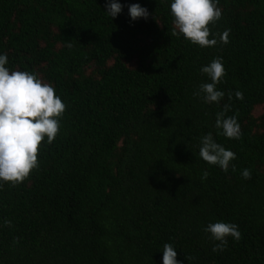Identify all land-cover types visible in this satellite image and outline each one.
Wrapping results in <instances>:
<instances>
[{"label":"trees","instance_id":"trees-1","mask_svg":"<svg viewBox=\"0 0 264 264\" xmlns=\"http://www.w3.org/2000/svg\"><path fill=\"white\" fill-rule=\"evenodd\" d=\"M119 2L110 18L106 0H0L8 67L66 104L39 167L0 188V264H162L165 243L180 264H264V0H219L209 38L229 42L203 48L174 34L171 0ZM136 3L147 19L130 18ZM217 57L225 96L209 104L195 93ZM220 112L239 139L219 134ZM208 133L236 154L227 172L199 156ZM216 221L241 236L213 252Z\"/></svg>","mask_w":264,"mask_h":264},{"label":"clouds","instance_id":"clouds-1","mask_svg":"<svg viewBox=\"0 0 264 264\" xmlns=\"http://www.w3.org/2000/svg\"><path fill=\"white\" fill-rule=\"evenodd\" d=\"M219 0H171L170 10L173 16L174 34L199 47H213L217 43L227 44L229 30L219 37L209 38V25L218 21L222 11L218 7ZM122 11L119 0H106L105 13L116 18ZM130 18L147 19L148 10L140 4H132L128 8ZM210 82L200 85L195 95L202 96L205 103H219L225 96L217 85L222 83L226 75L222 58H214L200 70ZM236 99L242 100L243 93L235 92ZM227 110V105H225ZM66 111V104L56 94L55 88L44 82L37 73L11 70L8 67V56L0 53V188L4 184L15 187L25 181L32 170L39 167L38 151L42 141L51 144L60 130V119ZM215 127L219 134L229 139H239L240 124L235 116L225 117L224 112L217 113ZM199 156L209 165L218 166L227 172L236 154L217 143L212 133L201 137ZM234 169V165H232ZM204 171L201 179H206ZM245 179L251 178L248 169L242 171ZM11 225V221H4ZM204 231L210 234L214 243L213 252L223 251L228 238L239 240V226L234 223L216 221L209 223ZM162 264H180L177 251L170 243L163 246Z\"/></svg>","mask_w":264,"mask_h":264},{"label":"rangeland","instance_id":"rangeland-1","mask_svg":"<svg viewBox=\"0 0 264 264\" xmlns=\"http://www.w3.org/2000/svg\"><path fill=\"white\" fill-rule=\"evenodd\" d=\"M264 114V105L262 106H257L255 111H254V116L258 117Z\"/></svg>","mask_w":264,"mask_h":264}]
</instances>
